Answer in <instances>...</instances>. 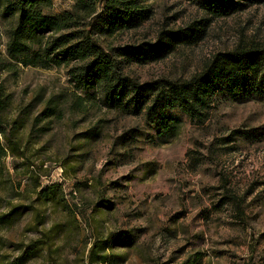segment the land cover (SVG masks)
<instances>
[{
	"label": "rangeland",
	"instance_id": "obj_1",
	"mask_svg": "<svg viewBox=\"0 0 264 264\" xmlns=\"http://www.w3.org/2000/svg\"><path fill=\"white\" fill-rule=\"evenodd\" d=\"M235 1L238 12L216 18L197 1L151 0L137 30L99 44L138 48L191 29L160 61L119 60L137 85L183 84L219 55L264 50V0ZM12 24L0 17V264H264V97L217 91L204 120L170 109L178 134L160 135L145 113L78 90V65L10 60Z\"/></svg>",
	"mask_w": 264,
	"mask_h": 264
},
{
	"label": "trees",
	"instance_id": "obj_2",
	"mask_svg": "<svg viewBox=\"0 0 264 264\" xmlns=\"http://www.w3.org/2000/svg\"><path fill=\"white\" fill-rule=\"evenodd\" d=\"M54 1L0 0V17L13 20L6 33L10 60L42 69L74 63L78 66L69 75L78 90L98 88L109 108L145 113L160 135L178 134L180 120L168 116L170 109L204 120L217 91L224 90L234 99L264 97V50L242 49L219 55L198 77L183 84L137 85L121 75L120 59L137 64L160 61L191 41L195 31L167 32L152 45L138 48L104 50L99 38L137 30L149 18L145 4L151 0H59L73 5L52 14ZM187 1H197L204 12L216 18L240 10L235 0Z\"/></svg>",
	"mask_w": 264,
	"mask_h": 264
}]
</instances>
